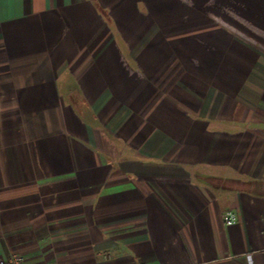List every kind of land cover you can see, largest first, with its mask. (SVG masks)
Returning <instances> with one entry per match:
<instances>
[{
    "label": "crops",
    "instance_id": "obj_1",
    "mask_svg": "<svg viewBox=\"0 0 264 264\" xmlns=\"http://www.w3.org/2000/svg\"><path fill=\"white\" fill-rule=\"evenodd\" d=\"M224 7L264 32V0H0V257L264 264V45Z\"/></svg>",
    "mask_w": 264,
    "mask_h": 264
},
{
    "label": "rangeland",
    "instance_id": "obj_2",
    "mask_svg": "<svg viewBox=\"0 0 264 264\" xmlns=\"http://www.w3.org/2000/svg\"><path fill=\"white\" fill-rule=\"evenodd\" d=\"M209 2V1H208ZM210 8V7H208ZM222 11H224L220 16H218V18H221V20L226 21L230 24H233L235 26H237L238 28L243 29L244 31H247V33L250 34L251 38L255 41V44H258V42H260L262 45H264V32L262 31H258L257 29H255L254 27H252L250 24L245 23L244 21H242L240 15L238 13H235L234 11H232V9L229 8H225L222 9ZM225 15L226 18H223L222 16ZM253 29V30H252ZM256 30L257 33H254L252 31ZM208 170H212V169H199L198 171H200L199 173L205 174V173H209L210 171ZM211 172H216L219 173L220 171H211ZM223 173V172H221ZM228 176H232L231 173H226ZM207 179H209V181H211L214 184H218L220 183V178H216V177H207Z\"/></svg>",
    "mask_w": 264,
    "mask_h": 264
},
{
    "label": "built area",
    "instance_id": "obj_3",
    "mask_svg": "<svg viewBox=\"0 0 264 264\" xmlns=\"http://www.w3.org/2000/svg\"><path fill=\"white\" fill-rule=\"evenodd\" d=\"M186 1H190V0H186ZM219 21L222 22L227 27L234 29L232 24H230V23H228L226 21H223L221 19H219ZM238 34H240V36H242L243 38H246L248 41H250L252 43L255 42L249 36H244L240 32ZM134 72L138 73L137 70L134 71ZM221 217H222V220H223L224 224H226V225H231V224L235 223L236 220H237L236 214L232 210H224V211H222L221 212ZM105 257H107V256H104V258ZM248 260H250L249 256H248ZM0 264H24L23 263V257L18 255V254H14V253L13 254H9L7 257H0Z\"/></svg>",
    "mask_w": 264,
    "mask_h": 264
}]
</instances>
